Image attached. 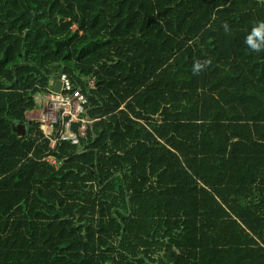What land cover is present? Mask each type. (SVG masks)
Segmentation results:
<instances>
[{
  "label": "trees",
  "instance_id": "1",
  "mask_svg": "<svg viewBox=\"0 0 264 264\" xmlns=\"http://www.w3.org/2000/svg\"><path fill=\"white\" fill-rule=\"evenodd\" d=\"M259 21L264 0H0V264H264ZM61 72L84 148L26 119Z\"/></svg>",
  "mask_w": 264,
  "mask_h": 264
},
{
  "label": "built area",
  "instance_id": "2",
  "mask_svg": "<svg viewBox=\"0 0 264 264\" xmlns=\"http://www.w3.org/2000/svg\"><path fill=\"white\" fill-rule=\"evenodd\" d=\"M60 82V88L55 89L56 81ZM94 79L88 81V86L93 87ZM38 94V93H37ZM34 95L37 103L36 119L42 138L48 141L49 148H55L62 141H70L78 148H84L82 138L91 128L93 119L88 116V99L79 89H74L70 78L66 73H59L52 77L40 97ZM42 160L56 166L58 162L52 155H47Z\"/></svg>",
  "mask_w": 264,
  "mask_h": 264
},
{
  "label": "clouds",
  "instance_id": "3",
  "mask_svg": "<svg viewBox=\"0 0 264 264\" xmlns=\"http://www.w3.org/2000/svg\"><path fill=\"white\" fill-rule=\"evenodd\" d=\"M224 29L227 32L229 26L225 24ZM244 44L252 53L264 52V21H259L254 24L250 32L246 35ZM211 63L212 61L210 59L204 61L199 59L195 60L192 67L193 74L199 75Z\"/></svg>",
  "mask_w": 264,
  "mask_h": 264
},
{
  "label": "rangeland",
  "instance_id": "4",
  "mask_svg": "<svg viewBox=\"0 0 264 264\" xmlns=\"http://www.w3.org/2000/svg\"><path fill=\"white\" fill-rule=\"evenodd\" d=\"M74 28V27H73ZM37 97L39 98L40 97V94H37ZM35 110V109H34ZM36 111H29L27 112V119H35L36 118Z\"/></svg>",
  "mask_w": 264,
  "mask_h": 264
},
{
  "label": "water",
  "instance_id": "5",
  "mask_svg": "<svg viewBox=\"0 0 264 264\" xmlns=\"http://www.w3.org/2000/svg\"><path fill=\"white\" fill-rule=\"evenodd\" d=\"M54 88L55 89H59L60 88V82L57 80L54 84ZM26 119H27V114H26ZM26 129V126H24V130Z\"/></svg>",
  "mask_w": 264,
  "mask_h": 264
},
{
  "label": "crops",
  "instance_id": "6",
  "mask_svg": "<svg viewBox=\"0 0 264 264\" xmlns=\"http://www.w3.org/2000/svg\"><path fill=\"white\" fill-rule=\"evenodd\" d=\"M32 112V111H31ZM34 112H35V110H34Z\"/></svg>",
  "mask_w": 264,
  "mask_h": 264
}]
</instances>
